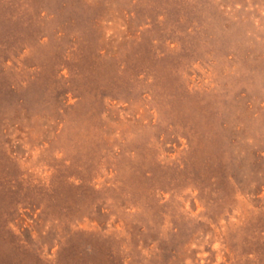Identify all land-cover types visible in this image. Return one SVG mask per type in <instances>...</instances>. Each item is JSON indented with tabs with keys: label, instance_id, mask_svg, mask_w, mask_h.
<instances>
[{
	"label": "rangeland",
	"instance_id": "1",
	"mask_svg": "<svg viewBox=\"0 0 264 264\" xmlns=\"http://www.w3.org/2000/svg\"><path fill=\"white\" fill-rule=\"evenodd\" d=\"M0 264H264V0H0Z\"/></svg>",
	"mask_w": 264,
	"mask_h": 264
}]
</instances>
